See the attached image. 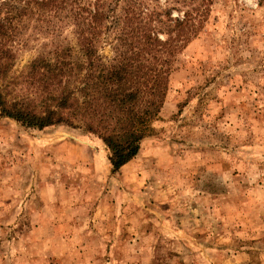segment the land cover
<instances>
[{"label":"rangeland","instance_id":"1","mask_svg":"<svg viewBox=\"0 0 264 264\" xmlns=\"http://www.w3.org/2000/svg\"><path fill=\"white\" fill-rule=\"evenodd\" d=\"M66 1L13 11V71L58 47L80 55L91 23L111 63L138 30L129 0L94 22L96 0ZM145 2L164 22L193 18L141 142L113 153L84 128L0 114V264H264V0Z\"/></svg>","mask_w":264,"mask_h":264},{"label":"trees","instance_id":"2","mask_svg":"<svg viewBox=\"0 0 264 264\" xmlns=\"http://www.w3.org/2000/svg\"><path fill=\"white\" fill-rule=\"evenodd\" d=\"M55 1L34 0V6L45 7ZM106 1L111 0L94 2L90 10L93 22L110 16ZM59 2L61 6L67 3ZM129 2L133 14L126 17L138 22V30L124 37L115 33L122 43H116L118 52L111 63L95 54L101 23H91L78 31L80 55L73 54L72 46L58 47L33 59L26 70L15 72V54L6 44L12 36L7 22L13 20V11L16 17L22 15L31 0L23 5L0 0V17L4 10L8 13L0 18V114L28 128L60 124L84 128L101 138L113 153L141 142L164 105L172 61L184 46L182 37L193 17L185 11L174 18L167 11L170 17L164 22L158 19L163 13L151 10L145 0ZM155 19L166 27L167 38H161ZM120 21L118 15L112 20L115 30ZM173 31L175 34H170Z\"/></svg>","mask_w":264,"mask_h":264}]
</instances>
